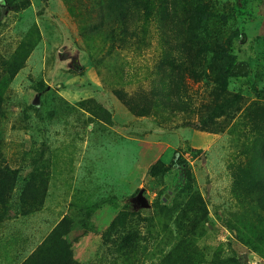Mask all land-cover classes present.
Returning <instances> with one entry per match:
<instances>
[{"label":"rangeland","instance_id":"rangeland-1","mask_svg":"<svg viewBox=\"0 0 264 264\" xmlns=\"http://www.w3.org/2000/svg\"><path fill=\"white\" fill-rule=\"evenodd\" d=\"M6 1L0 264L47 260L56 232L76 264H164L189 208L193 264H264V0H209L236 18V77L196 45L185 61L186 23H142L137 0ZM123 211L142 216L133 255L107 236Z\"/></svg>","mask_w":264,"mask_h":264},{"label":"trees","instance_id":"trees-1","mask_svg":"<svg viewBox=\"0 0 264 264\" xmlns=\"http://www.w3.org/2000/svg\"><path fill=\"white\" fill-rule=\"evenodd\" d=\"M5 1L0 0V6L3 8L9 6V3L7 1L5 3ZM203 2V0H137L133 6L140 13L139 16L143 19L142 23L145 24H152L157 18L162 23H171V21L174 23L178 20L181 23L185 22L188 27L183 32L182 40H185L186 44L183 52H181L185 61L192 62L195 59L193 52L197 46L201 53L205 55L211 53L212 60H209L208 68L211 75L222 72L227 77H236L240 71V64L234 63L229 52L234 34L232 31L233 23L236 18L230 14L231 11L228 8L216 9V5H210L209 0H206V4ZM178 153L177 151L174 154V165L179 162L178 157H176ZM17 175V172L9 173L6 168L4 171L0 169V222L2 223L5 222L6 214L10 212L8 207L9 193L14 189ZM151 175L153 176L155 173L151 171ZM33 178L34 176L30 175L27 183L24 184L25 190L22 197L25 202H32L35 194L39 196L38 194L43 191L40 188L41 184L34 181ZM25 202L21 203L25 205V212L28 213L30 209L29 206L26 207ZM193 211L196 209L184 210V217L176 224V242H174L170 252L163 256L162 262L164 264H193L194 257L197 258L196 252L193 250L196 237L192 233V222L188 219H194ZM140 222H142V216L139 212H120L110 225L107 236L109 238L115 237L120 250L124 251L125 254L130 252L133 255L137 249L134 229ZM52 242H54L51 251L52 256L47 260L42 257L39 262L37 260L27 261L24 264H76L73 262L72 252L67 249V241L60 238L57 232L51 238V244Z\"/></svg>","mask_w":264,"mask_h":264},{"label":"water","instance_id":"water-1","mask_svg":"<svg viewBox=\"0 0 264 264\" xmlns=\"http://www.w3.org/2000/svg\"><path fill=\"white\" fill-rule=\"evenodd\" d=\"M141 193H142V190L139 192V195H138V201H140L142 199L141 197Z\"/></svg>","mask_w":264,"mask_h":264}]
</instances>
